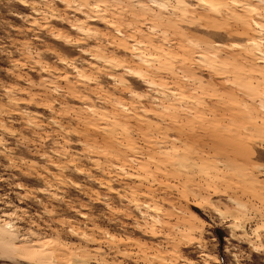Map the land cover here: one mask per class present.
<instances>
[{
	"label": "rangeland",
	"instance_id": "374dc122",
	"mask_svg": "<svg viewBox=\"0 0 264 264\" xmlns=\"http://www.w3.org/2000/svg\"><path fill=\"white\" fill-rule=\"evenodd\" d=\"M0 264H264V0H0Z\"/></svg>",
	"mask_w": 264,
	"mask_h": 264
},
{
	"label": "bare ground",
	"instance_id": "6f19581e",
	"mask_svg": "<svg viewBox=\"0 0 264 264\" xmlns=\"http://www.w3.org/2000/svg\"><path fill=\"white\" fill-rule=\"evenodd\" d=\"M5 233V232H4ZM6 237V236H5ZM2 241V240H1ZM5 241V240H4ZM1 245H2V243H1ZM4 245V244H3ZM3 247V246H2ZM6 247V246H5Z\"/></svg>",
	"mask_w": 264,
	"mask_h": 264
}]
</instances>
